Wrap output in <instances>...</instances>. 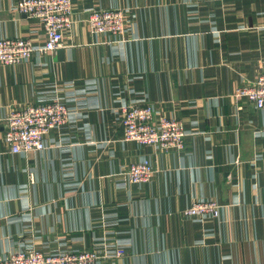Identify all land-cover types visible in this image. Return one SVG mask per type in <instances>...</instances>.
Masks as SVG:
<instances>
[{"label": "crops", "instance_id": "obj_1", "mask_svg": "<svg viewBox=\"0 0 264 264\" xmlns=\"http://www.w3.org/2000/svg\"><path fill=\"white\" fill-rule=\"evenodd\" d=\"M0 0V40L46 36ZM55 52L0 65V257L97 252L101 264H264V111L236 95L264 61V0H71ZM121 10L124 36L94 35V10ZM58 101L65 126L44 149L13 154L14 110ZM177 119L184 148L123 140L122 108ZM149 161L151 181L126 170ZM198 202L219 216L185 218ZM117 251L123 254L117 256Z\"/></svg>", "mask_w": 264, "mask_h": 264}, {"label": "built area", "instance_id": "obj_2", "mask_svg": "<svg viewBox=\"0 0 264 264\" xmlns=\"http://www.w3.org/2000/svg\"><path fill=\"white\" fill-rule=\"evenodd\" d=\"M15 9L28 19L38 20L46 36L45 45L37 48L29 39L0 40V65L12 66L28 61L33 52H55L64 45V36L73 25L71 0H17ZM127 17L121 10H94L88 19L91 34L124 36ZM236 95L264 111V61L260 74L248 86L240 87ZM120 126L123 140L145 146H156L162 151H180L184 148L185 131L181 121L156 115L151 105H128L122 108ZM69 112L64 104L53 101L27 106L12 111L6 118L3 140L13 154L44 149V136L65 126ZM155 174L149 161L132 164L126 176L132 184L147 183ZM185 218L219 216V206L213 202L192 203L181 211ZM117 251L116 255H122ZM97 252L49 254L38 250L23 251L0 257V264H101Z\"/></svg>", "mask_w": 264, "mask_h": 264}]
</instances>
